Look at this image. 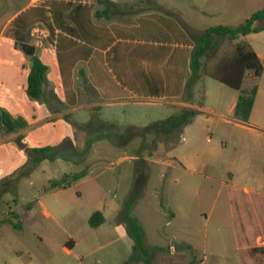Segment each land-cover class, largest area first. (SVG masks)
Listing matches in <instances>:
<instances>
[{
	"label": "rangeland",
	"instance_id": "374dc122",
	"mask_svg": "<svg viewBox=\"0 0 264 264\" xmlns=\"http://www.w3.org/2000/svg\"><path fill=\"white\" fill-rule=\"evenodd\" d=\"M118 1H134L130 11L154 3ZM228 1L229 13L243 16L240 0ZM155 5L194 28L227 22L199 14L194 0H159ZM240 18L235 22L244 20ZM249 42L264 61V31L251 34ZM233 47L224 41L219 55L231 53ZM213 63L207 61L206 69ZM200 86L202 93L196 89L193 99L202 110L198 115L167 105H143L78 108L60 116L65 109L59 96L51 104L29 98L26 75H18L10 107L26 129L21 141L0 145V264H125L131 257L133 264H228L215 257L227 247L208 215L216 190L212 178L227 179L232 156V150L222 152V140L240 135L230 133L223 119H231L228 110L241 92L211 77H204ZM253 87L257 93L252 117L262 122L264 72L244 79L243 91ZM83 102L94 103V95ZM55 113L57 118L49 121ZM39 148H51L55 157L35 163L42 155L33 150ZM63 153L67 160L57 157ZM81 171L86 176L71 187L50 188V180ZM97 211L105 221L91 228L89 218ZM135 229L142 232V242L133 252L130 232Z\"/></svg>",
	"mask_w": 264,
	"mask_h": 264
},
{
	"label": "crops",
	"instance_id": "0c3cea01",
	"mask_svg": "<svg viewBox=\"0 0 264 264\" xmlns=\"http://www.w3.org/2000/svg\"><path fill=\"white\" fill-rule=\"evenodd\" d=\"M194 1L199 14L222 18L227 21L223 26L238 25L264 7V0H240L238 10L244 14L239 16L225 8L228 0ZM97 9L94 0H0V111L20 117L10 107V98L18 75L28 78L32 62L22 46H29L47 67L44 98L51 104L59 96L65 109L60 116L78 108L143 105L202 112L182 97L194 33L207 28H194L165 9L140 13L131 23L96 20ZM240 17L244 20L235 22ZM250 35L238 41L251 45ZM80 70L96 91L94 103L83 102L78 94ZM238 97L228 110L231 119H223V124L240 135L222 140V152L232 150V156L227 179L212 178L216 190L208 219L227 247L215 257L228 264H264V120L255 121L252 111L247 122L237 119ZM25 129L7 132L0 125V145L23 139ZM190 189L196 192L194 184Z\"/></svg>",
	"mask_w": 264,
	"mask_h": 264
},
{
	"label": "trees",
	"instance_id": "16d2710c",
	"mask_svg": "<svg viewBox=\"0 0 264 264\" xmlns=\"http://www.w3.org/2000/svg\"><path fill=\"white\" fill-rule=\"evenodd\" d=\"M98 9L95 12L96 20L118 21L123 23L133 22L134 16L152 10H163L161 7L155 5L157 0H152L154 3L146 10L130 11L134 8V1L131 4H118L110 0H94ZM141 1V0H135ZM264 31V8L253 13L244 22L233 26H216L207 28L199 37H194V48L190 57V77L188 78L182 100L185 103L195 104L194 92L199 89L202 93V84L204 77H211L223 85L240 91L237 99L234 116L247 122L256 97L257 89L253 87L249 91L242 90V83L247 74H251L255 78H259L264 72V64L246 41H238L240 37H245L250 34H256ZM224 41L233 42L234 47L231 53L226 55H219L220 47ZM24 52L31 57V68L27 78L26 95L35 100H46L44 98L43 84L46 80L47 67L35 55L34 49L29 46H22ZM222 56V57H221ZM214 59L211 70L206 69L207 61ZM92 93L96 95L95 89L90 85L84 71L78 72V94L84 99L85 96ZM202 99V98H201ZM184 113L191 115H198L200 111L195 109H182ZM0 125H2L7 132H17L26 127V123L20 117H13L6 111H0ZM90 129L93 127H89ZM94 130V129H93ZM92 131V130H89ZM22 137L18 138L21 141ZM51 148L34 149L33 153L38 156L34 159L35 163L42 160H52L55 156L51 153ZM48 153V154H46ZM57 157H62L67 160L66 153L59 154ZM86 171H81L73 174H65L59 180H50V188L65 189L71 187L75 182L86 176ZM103 214L99 211L94 212L89 218V225L91 228H98L104 223ZM14 229H19V223H14L8 220ZM134 240L133 252L138 249L142 242V232L140 229H135L130 232ZM135 259L133 257L125 264H133ZM146 264H149L146 261Z\"/></svg>",
	"mask_w": 264,
	"mask_h": 264
},
{
	"label": "water",
	"instance_id": "95a60500",
	"mask_svg": "<svg viewBox=\"0 0 264 264\" xmlns=\"http://www.w3.org/2000/svg\"><path fill=\"white\" fill-rule=\"evenodd\" d=\"M145 129H139V132H143ZM153 133H148L146 134V138H149Z\"/></svg>",
	"mask_w": 264,
	"mask_h": 264
},
{
	"label": "built area",
	"instance_id": "2783aa9c",
	"mask_svg": "<svg viewBox=\"0 0 264 264\" xmlns=\"http://www.w3.org/2000/svg\"><path fill=\"white\" fill-rule=\"evenodd\" d=\"M189 264H200V263H189Z\"/></svg>",
	"mask_w": 264,
	"mask_h": 264
}]
</instances>
